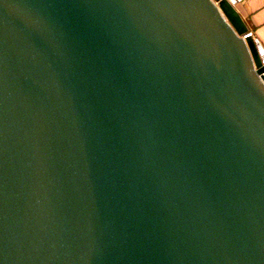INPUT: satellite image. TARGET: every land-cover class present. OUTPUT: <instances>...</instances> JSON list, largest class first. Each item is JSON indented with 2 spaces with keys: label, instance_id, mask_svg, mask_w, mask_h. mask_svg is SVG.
Returning a JSON list of instances; mask_svg holds the SVG:
<instances>
[{
  "label": "water",
  "instance_id": "obj_1",
  "mask_svg": "<svg viewBox=\"0 0 264 264\" xmlns=\"http://www.w3.org/2000/svg\"><path fill=\"white\" fill-rule=\"evenodd\" d=\"M227 0H0V264H264V64Z\"/></svg>",
  "mask_w": 264,
  "mask_h": 264
},
{
  "label": "crops",
  "instance_id": "obj_2",
  "mask_svg": "<svg viewBox=\"0 0 264 264\" xmlns=\"http://www.w3.org/2000/svg\"><path fill=\"white\" fill-rule=\"evenodd\" d=\"M237 11L247 28L264 45V0H243L237 5Z\"/></svg>",
  "mask_w": 264,
  "mask_h": 264
},
{
  "label": "built area",
  "instance_id": "obj_3",
  "mask_svg": "<svg viewBox=\"0 0 264 264\" xmlns=\"http://www.w3.org/2000/svg\"><path fill=\"white\" fill-rule=\"evenodd\" d=\"M243 0H227V2L232 5L233 7L238 4H240ZM246 36H251L253 43L255 45V48L257 50L258 56L260 58V61L262 64H264V45L262 41L248 29L246 34H243L242 37L245 38ZM262 76H264V71L261 73Z\"/></svg>",
  "mask_w": 264,
  "mask_h": 264
},
{
  "label": "bare ground",
  "instance_id": "obj_4",
  "mask_svg": "<svg viewBox=\"0 0 264 264\" xmlns=\"http://www.w3.org/2000/svg\"><path fill=\"white\" fill-rule=\"evenodd\" d=\"M234 8L236 9V8H237V6L235 5V6H234Z\"/></svg>",
  "mask_w": 264,
  "mask_h": 264
},
{
  "label": "rangeland",
  "instance_id": "obj_5",
  "mask_svg": "<svg viewBox=\"0 0 264 264\" xmlns=\"http://www.w3.org/2000/svg\"><path fill=\"white\" fill-rule=\"evenodd\" d=\"M236 10H237V8H236Z\"/></svg>",
  "mask_w": 264,
  "mask_h": 264
}]
</instances>
